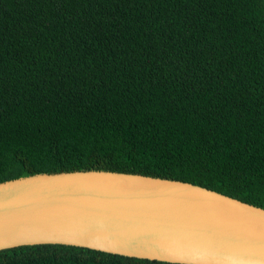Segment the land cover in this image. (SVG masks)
<instances>
[{
  "label": "trees",
  "instance_id": "trees-1",
  "mask_svg": "<svg viewBox=\"0 0 264 264\" xmlns=\"http://www.w3.org/2000/svg\"><path fill=\"white\" fill-rule=\"evenodd\" d=\"M109 171L264 209V0H0V183ZM0 264H178L62 245Z\"/></svg>",
  "mask_w": 264,
  "mask_h": 264
},
{
  "label": "water",
  "instance_id": "water-1",
  "mask_svg": "<svg viewBox=\"0 0 264 264\" xmlns=\"http://www.w3.org/2000/svg\"><path fill=\"white\" fill-rule=\"evenodd\" d=\"M38 244L178 264H264V209L187 182L120 172L0 183V250Z\"/></svg>",
  "mask_w": 264,
  "mask_h": 264
}]
</instances>
